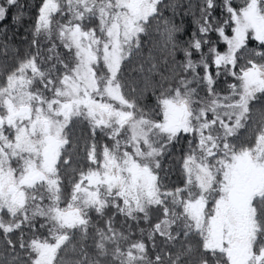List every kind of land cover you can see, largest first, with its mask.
Returning a JSON list of instances; mask_svg holds the SVG:
<instances>
[{
  "label": "snow or ice",
  "instance_id": "obj_1",
  "mask_svg": "<svg viewBox=\"0 0 264 264\" xmlns=\"http://www.w3.org/2000/svg\"><path fill=\"white\" fill-rule=\"evenodd\" d=\"M25 32L0 28V264H264V0H39Z\"/></svg>",
  "mask_w": 264,
  "mask_h": 264
},
{
  "label": "trees",
  "instance_id": "obj_2",
  "mask_svg": "<svg viewBox=\"0 0 264 264\" xmlns=\"http://www.w3.org/2000/svg\"><path fill=\"white\" fill-rule=\"evenodd\" d=\"M38 2H39V0H19V4L20 5H26V7L23 8V9H21L19 7L13 8L12 11L9 13L8 19H6L3 22V24H0V28H3L5 25L8 26L9 35H11L12 33L16 34L15 38L12 40L11 43L15 47L20 49L21 54H23V50H24V47H25V45L23 43H21V38L27 35V38L29 40L31 39L30 33H26L25 29L29 28V26L32 24V18L35 16V5L38 4ZM237 2H238V0H237ZM18 11H23L25 13V15L23 17L21 25H14L12 23L11 16H12V14L17 13ZM185 22L188 25V29H189V32H190L191 29H192L191 18L190 17L186 18ZM181 38H183V37H181ZM221 50H223V47H221ZM11 55L12 54L9 53V57H11ZM4 59H5V57L0 56V61H2ZM11 62L12 61L9 59V63H11ZM219 86L220 87H224L223 78H221V83H220ZM149 102L150 103L152 102V97H151L150 94H149ZM165 164L167 166V164H168L167 160L165 161ZM173 179H175V176H173ZM93 219H94V222H95L96 216H95L94 213H93ZM122 219H123L122 217H118V224H119V221L122 220ZM141 226L143 227L144 225L142 224Z\"/></svg>",
  "mask_w": 264,
  "mask_h": 264
},
{
  "label": "flooded vegetation",
  "instance_id": "obj_3",
  "mask_svg": "<svg viewBox=\"0 0 264 264\" xmlns=\"http://www.w3.org/2000/svg\"><path fill=\"white\" fill-rule=\"evenodd\" d=\"M77 131V134L79 133V129L76 130Z\"/></svg>",
  "mask_w": 264,
  "mask_h": 264
}]
</instances>
